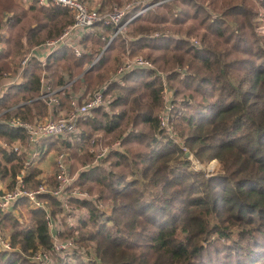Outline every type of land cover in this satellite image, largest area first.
<instances>
[{
    "label": "trees",
    "instance_id": "16d2710c",
    "mask_svg": "<svg viewBox=\"0 0 264 264\" xmlns=\"http://www.w3.org/2000/svg\"><path fill=\"white\" fill-rule=\"evenodd\" d=\"M177 1L182 4L179 14L165 2L142 13L115 37L114 26L106 27L105 33L100 27L88 32L85 46L90 41L92 45L83 57L63 48L47 60L52 85L66 81L58 72L62 66L71 80L82 72L74 83L89 92L107 81L124 53L145 55L157 70L165 71L174 89L173 124L182 138V143L175 142L160 125L165 83L158 72L135 69L123 83H110V109L98 108L79 121L82 132L75 137L72 156L83 148L80 163H92L95 153L88 152V142L100 133L104 144L120 140L122 145L105 158L108 168L102 164L79 173L75 184L98 197L72 198V206L86 209L88 218L81 217L76 228L65 221L61 234L74 238L82 250V244L93 245L94 256L85 259L77 250L56 264H264V37L257 31L264 0ZM5 9L13 10L14 16L6 18ZM68 12L59 6L27 10L13 0H0V35L3 28L9 30L7 46L0 52V87L5 71L13 66L9 57L19 56L18 63L24 59L22 39L33 47L59 36L73 21ZM188 20L193 23L184 27ZM169 21L179 24L169 27L178 36L152 35ZM184 32L199 36L202 45H194ZM103 49L100 61L85 71L84 65ZM178 66L189 73L184 76ZM43 73L42 62L32 60L23 81L0 95V113L26 100L30 102L17 109V117L33 120L46 115V104L34 100L41 94ZM26 137L23 128L0 123V179H8L10 188L24 169L27 153L17 155L2 143L11 145ZM66 140L44 138L39 147L46 153L61 145L74 148ZM183 143L205 164L219 160L221 170L207 176L193 169ZM77 168V162L72 164L71 174ZM42 172V167L28 169V187L38 185L35 179ZM41 198L54 206L53 214L62 207L50 194ZM102 204L110 214L101 210ZM27 214L22 222L13 212L0 211V230L4 236L11 233L18 249L0 251V264H36L31 255L51 249L45 210L30 209ZM89 225L92 230L85 229Z\"/></svg>",
    "mask_w": 264,
    "mask_h": 264
},
{
    "label": "built area",
    "instance_id": "2783aa9c",
    "mask_svg": "<svg viewBox=\"0 0 264 264\" xmlns=\"http://www.w3.org/2000/svg\"><path fill=\"white\" fill-rule=\"evenodd\" d=\"M169 0H133L126 2L123 6L114 5L115 7L111 11L105 10L102 12L98 8H91L87 4V0H22L23 4H34L39 7L43 6H59L65 8L71 12L73 15L72 23L66 27L63 32L53 39H49L44 43L38 44L35 47H29L30 49H25L23 60L19 67V72L16 76H10L5 74L4 81L0 87V95H3L5 90L15 84H20L23 81L20 80L22 77L23 71L26 69L28 64L34 60L39 59L44 66V73L42 78L41 94L35 98V101L42 100L46 106L48 113L46 115H38L35 117L34 122L28 121L26 119L17 117V109L20 106L29 103L30 101L20 103V105L12 106L6 110H3L0 113V123L7 122L13 127L23 128L26 132V144L22 143V140H17L13 144L8 145L7 143H2L3 146L11 147L17 155H22L27 153L24 163V169L16 177V184L13 188H6L5 190L0 189V211L1 212H13L15 213L17 209H20L23 202H28L29 206L33 209H44L48 225L52 233V246L49 250H43L36 255L32 256V261L36 264H53L54 257L57 255H65L62 258H68L74 256V254L79 250L82 256L87 259L84 252L76 245V240L74 238L64 239L62 238V233L64 231V225L62 221H59V215L54 217L52 215L48 201H45L44 198H41V195L50 194L53 197L57 198L61 202V208L68 213H74L75 211L71 209V199L78 197L81 199H90L88 197V192L84 191L82 188H79L75 184L76 178L79 175V172L82 170H88L90 167L80 169L75 175L71 174L70 164L65 159L66 154L60 151L56 159L57 167V185L56 188L51 190L48 187V184L43 180L40 186L36 189L28 188L26 176L28 174V169L30 167H37V161L42 153L39 148V142L44 138H56L61 137L64 139L74 140V135L81 133V128L78 123L82 119H88L91 117L93 112L98 108H104L109 110V105L113 101L109 95L107 96V88L112 82L123 83L125 75L128 72H131L135 69H152L158 72V75L164 80L165 83V109L161 113L160 125L163 126L165 131L167 130L172 139L175 142L179 143V140L176 139L174 132L169 129L170 123H173L174 117V92L170 93V90L167 88V74L165 72L159 71L156 69L154 63L147 57L142 56H131L128 51L124 56L123 63L121 67L116 72V75L112 76L110 80L107 81L103 86L95 89L85 91V88L82 89L81 94H76L73 91L74 82L78 78L71 80L70 77H67V80L59 87L55 88L52 86L50 79L48 78V68L47 60L48 58L57 50L63 48H69L74 52L75 56L83 57L87 52L85 46L84 37L88 32L93 31L96 27L105 29L108 26H114L116 28L113 37L119 33H124L128 24L134 21L142 13L149 10L157 8L159 5L168 2ZM112 37V38H113ZM6 36L5 32L2 31L0 35V52L3 48L6 47ZM26 44V43H25ZM196 44V43H195ZM199 46V44H196ZM106 49V48H105ZM103 49L100 53L96 54L94 63L100 61L103 52ZM60 72L63 73L62 69L59 68ZM64 75H67L63 73ZM63 92L68 94L70 103L69 109H64L59 93ZM33 101V100H31ZM9 110H14L11 118L3 117V114ZM169 130H168V129ZM181 142V140H180ZM182 143V142H181ZM184 144V143H183ZM120 143L117 142L114 145L108 147V149L101 150L99 153L95 149V163L99 164L101 159L105 158L109 152L113 149L119 148ZM184 148V147H183ZM185 149V148H184ZM186 150V149H185ZM67 161V162H66ZM1 181V179H0ZM70 193V201L67 204L65 200V195ZM26 202V203H27ZM68 224L73 227L74 223L69 221ZM74 247H76L74 249ZM18 250L15 248L11 241L8 238H5L0 231V251L1 252H13Z\"/></svg>",
    "mask_w": 264,
    "mask_h": 264
},
{
    "label": "rangeland",
    "instance_id": "374dc122",
    "mask_svg": "<svg viewBox=\"0 0 264 264\" xmlns=\"http://www.w3.org/2000/svg\"><path fill=\"white\" fill-rule=\"evenodd\" d=\"M130 1H133V0H112V2H110V4L108 5V6H110L109 8H106L105 10H107V11H111L115 6L114 5H120V6H123L124 4H126V2H130ZM13 2L16 4V5H20V6H23L22 5V0H13ZM168 2H170L171 3V5H172V7H173V11H174V14L176 15V13L177 14H179L180 12H181V3L179 2V1H177V0H169ZM208 4V3H207ZM25 8V7H24ZM105 10H103L102 12H105ZM70 14L72 15V13L70 12ZM263 14V12H261L260 14H259V23H260V25L258 26V28H257V31L262 35V37H264V15H262ZM3 15H5V17L7 18V17H9L10 15H13L14 16V11L12 10V11H9L8 9H5L4 10V14ZM33 16V15H32ZM31 16V14L29 15V17L31 18L32 17ZM72 20H73V15H72ZM193 22H192V20H188V23L184 26V27H188L189 25H191ZM180 24H182V23H180ZM176 25H179L178 23H174V22H172V21H169V22H164V23H161L160 24V27L156 30V31H154L153 32V34L152 35H154V36H156V37H158L159 35H166V36H168V35H174V36H178V34H176V33H174L169 27L171 26V27H174V26H176ZM198 32H200V33H203L204 32V28H199L198 29ZM176 34V35H175ZM182 35H184L185 36V38H187V39H190L191 41H192V43L194 44V45H196V44H199V45H202V40L200 39V37L199 36H197V35H189V34H186L185 32L184 33H181ZM112 39L113 38H111L108 42L109 43H111V41H112ZM47 40H49V39H45V41L44 42H46ZM43 42V43H44ZM196 43V44H195ZM6 46H7V42H6ZM31 48L32 46H30L29 45V43L28 44H26V49L28 50V49H30L29 47ZM108 46V44L106 45V47ZM33 47H35V46H33ZM105 46H104V48H106ZM87 49L89 50L90 49V45L87 47ZM125 54H127V52L126 53H124V56H125ZM129 55H131V56H142L141 54H135V55H133V54H129ZM124 56H123V59H122V62L118 65V67L116 68V70H114V71H112V72H110L111 74L109 75L110 77L107 79V81L108 80H110L111 78H112V76H114V75H116V72H117V70L119 69V67H121V65H122V63H123V60H124ZM144 57H146L145 55H143ZM148 58V57H147ZM149 59V58H148ZM9 60H10V63L12 64L13 63V66L11 65V69L10 70H7V71H5V74H8V75H10V76H16V74L19 72V67H20V65H21V62H19L18 63V61L20 60V58H19V56H16V55H14V56H11V57H9ZM91 65H90V67H92L93 65H95L96 63H94V60H93V62L92 63H90ZM59 68H61L62 69V71H64V69H63V67L62 66H59ZM179 71H183V75L185 76V75H187L189 72H185V70H186V68L185 67H182V66H178V68H177ZM24 72H25V70L23 71V73H22V77L20 78V80H22V79H24ZM165 72V71H164ZM5 74H4V76H5ZM76 75H77V77H74V78H80L83 74H82V72L81 73H76ZM107 81L106 82H104L102 85H98L96 88H93V89H91V90H95V89H97V88H99V87H101V86H103L104 84H106L107 83ZM74 85H75V83H74ZM167 88L170 90V93L172 92H174V89L169 85V82H168V80H167ZM109 95V97H111L112 99H114V97H113V95L111 94V93H108L107 94V96ZM174 98H175V96H174ZM23 102H26V100H21L20 101V103H23ZM66 103V102H65ZM111 104V103H110ZM15 105H20V104H15ZM15 105H13V106H15ZM67 105L66 104H64L63 105V108L64 109H69V107H66ZM110 107V106H109ZM174 107H175V105H174ZM4 110H6V109H4ZM9 113H11V114H13L15 111L14 110H9L8 111ZM8 112H6L7 114H8ZM2 113V112H1ZM7 114H3V117H6V115ZM34 119L35 118H33V120H28V121H31V122H34ZM81 128V127H80ZM168 129V128H167ZM169 129H171L173 132H174V135L176 136V139H178L179 140V142H180V140L182 139L181 138V135H180V133L178 132V129L175 127V124H173L172 122L170 123V126H169ZM168 129V130H169ZM81 132H82V129H81ZM166 134L170 137V138H172L171 137V135H170V133L166 130ZM77 135H74V137H72V138H74V140H70V144H72L73 146L75 145V142L77 141L76 139L77 138H75ZM105 135L103 134V136L101 135V133L100 134H97V135H94L92 138H91V140L88 142V144H89V147H88V152H95V151H92V149H95L96 150V152L97 153H99L101 150H105V149H108V147L109 146H111V145H114V144H116L117 142H119L120 143V140H115V141H113V142H110L108 145H107V143L106 144H104L105 142H104V139H103V137H104ZM100 139H99V138ZM66 141H68V140H66ZM22 143L23 144H26V140H24V141H22ZM181 143V142H180ZM121 143H120V145H119V148L121 147ZM182 147H184L185 149V152L186 151H190L191 152V150L185 145V144H182ZM75 149V146H74V148H72V147H69V146H67V145H61L60 147H56V149L54 148V149H52L51 151H49L48 153H46V151H47V149L45 148L44 150L42 149V153H41V155L39 156V157H41V158H39L38 160H36L37 162V168H39V167H42V169H43V172L40 174V176L39 177H37L35 180H37V181H39V183H38V185L37 186H34V187H28V185H27V187L28 188H32V189H36V188H38L39 186H40V184L43 182V180L48 184V187L51 189V190H53V189H55L56 187L55 186H53L54 184L53 183H56V180H55V177H56V175H57V170H56V159H57V156H58V154H59V152L60 151H62V152H64V154H66V156H65V159L69 162V164H70V171H71V167H72V164H74L75 162H77V165H78V168L75 170V173H77L80 169H83V168H86V167H90V168H92V167H95V166H103V165H106L105 166V168H108V164H105L104 163V160H105V158L108 156H106L105 158H103V159H101V162L99 163V164H101V165H99V164H96L95 166H92L94 163H95V161L93 160V162L92 163H87V164H85V165H82L81 163H80V158L81 157H83V155H84V153H85V150L83 149V148H78V151L79 152H77V155L75 156H72V151ZM87 152V151H86ZM46 153V154H45ZM192 153V152H191ZM43 154H45V156H43ZM42 156H43V158H42ZM191 160H192V162H193V169H195L196 171L197 170H199V171H202V172H204L207 176H211V175H213V174H215L216 172H219L220 170H221V168H222V164H221V162L219 161V160H217V159H215V161H213V162H211V163H208V164H205V163H203L201 160H199L198 158L196 159L195 157H194V154L192 153V158H191ZM66 161V162H67ZM103 164V165H102ZM83 171V170H82ZM82 171H80V172H82ZM46 173L47 175L45 176L43 173ZM79 172V173H80ZM75 173H74V175H75ZM1 181H4V180H1ZM6 182H7V188L8 189H10V187L8 186V184L10 183V181L8 180V179H6L5 180ZM79 187V186H78ZM80 188V187H79ZM84 190V189H83ZM84 191H86V190H84ZM86 192H88V191H86ZM70 193H68V195H65L64 197H65V200H66V202H67V204H69V201H70V199H71V197H70V195H69ZM89 194V196L88 197H91L92 199H93V197H95V198H97L98 196H97V194H91L90 192L88 193ZM57 199V198H56ZM58 200V199H57ZM45 201H48V205L50 206V209H51V211H53L54 210V206H52V204H50V202H49V200L48 199H45ZM70 206H71V209L72 210H74L75 212L74 213H66L65 212V210H63V209H61V208H59L58 209V211H56V213H52V215L54 216V217H57L56 215H59V221H62L63 222V225H64V231L66 230V224L68 223L67 221H68V217L70 218V220L69 221H72L73 223H74V225H73V227L74 228H76L78 225H79V221H81V217H85V218H88V216H86V212H87V210L86 209H82V208H80L77 204V208L75 209L73 206H72V204H69ZM100 208H101V210H103V212H105V214H110V208L109 207H107L106 205H104V204H102L101 206H100ZM30 209H33V208H31L30 206H29V204L28 205H24L22 208H20V209H17V211L14 213L16 216H19V218H21V220H22V222H23V220H25V218H26V216H25V214H27L28 213V210H30ZM82 211V212H81ZM83 212H84V214H83ZM109 212V213H108ZM27 216H28V214H27ZM67 220V221H66ZM65 221L67 222V223H65ZM71 226V225H70ZM86 230H92L93 229V226L92 225H89V226H87L86 228H85ZM9 230V229H8ZM1 231V230H0ZM63 231V232H64ZM78 229H76V230H74L73 232L75 233V232H77L78 233ZM2 233V232H1ZM4 235V234H3ZM11 235V233H9L8 232V235H6V236H4L5 238H8L10 241H11V243H12V245L15 247V245L13 244V241H12V236H10ZM81 244H82V242H80ZM76 245L79 247V242H76ZM82 246H83V250L81 249V251L82 252H84V254H85V256L87 257V259H90V260H92V256H94V253L92 252V250L94 251V247H93V245H90V246H85L84 244H82ZM76 247H74V249H75ZM44 250V248H41V249H39L38 251H36V252H34L31 256H33V255H36L37 253H39V252H41V251H43ZM87 250V251H86ZM30 256V257H31ZM66 256V254L65 255H62V257H65ZM61 256L60 255H57V256H55L54 257V261H53V264H56L55 262L57 261V259H59Z\"/></svg>",
    "mask_w": 264,
    "mask_h": 264
},
{
    "label": "crops",
    "instance_id": "0c3cea01",
    "mask_svg": "<svg viewBox=\"0 0 264 264\" xmlns=\"http://www.w3.org/2000/svg\"><path fill=\"white\" fill-rule=\"evenodd\" d=\"M110 2H112V0H87V4H89V6L91 7V8H98V9H100L101 11H103V10H105L106 8H109L110 6H108L109 4H110ZM22 5H23V7H25L27 10L29 9H31V8H33V7H35V5L34 4H23L22 3ZM69 13V12H68ZM70 14V13H69ZM99 30L102 32V33H105L106 32V28L105 29H103V28H99ZM2 31H4L5 32V36H6V38L9 36V30H8V28L7 27H5V28H3L2 29ZM111 34H112V32H111ZM111 34L109 35V36H111ZM112 37V36H111ZM22 40H24V42L26 43V44H28V40H27V38L26 37H24ZM107 40V38H104V41H106ZM91 46L92 45V41H90L89 43H88V45L87 46ZM90 65L91 64H89V65H87V64H85L84 65V69H85V71H87V70H89V68H90ZM58 72H60V70L58 69ZM49 70H48V77L50 76L49 75ZM63 73H65V74H67V75H64L65 76V78H66V80H67V77H70V75L67 73V72H65V71H63ZM62 72H60V74H63ZM75 77H77V75L75 76ZM50 79V78H49ZM50 81H51V79H50ZM65 82V81H64ZM51 84H52V81H51ZM63 84V83H62ZM62 84H58L57 83V80L54 82L53 81V87H54V89L55 88H59ZM84 88V85H82V86H77L76 85V83H75V85H74V88H73V91L76 93V94H81V91H82V89ZM59 97H60V99H61V102H62V105H64V104H66L67 106L66 107H69V103H70V99H69V96H68V94H66V93H63V92H61L60 91V93H59ZM66 102V103H65ZM47 141H49V140H47ZM41 142V141H40ZM40 142H39V145H40V147L42 146L41 144H40ZM47 144V143H46ZM39 147V148H40ZM43 149V148H42ZM42 151V150H41ZM41 158V157H40ZM45 176L47 175L45 172L43 173ZM7 188V182L6 181H0V189H3V190H5ZM24 206V205H23ZM23 206H21V208L23 207ZM26 206V205H25ZM26 215V214H25Z\"/></svg>",
    "mask_w": 264,
    "mask_h": 264
},
{
    "label": "water",
    "instance_id": "95a60500",
    "mask_svg": "<svg viewBox=\"0 0 264 264\" xmlns=\"http://www.w3.org/2000/svg\"><path fill=\"white\" fill-rule=\"evenodd\" d=\"M185 156L188 158V159H191L192 158V153L190 151H186L185 152Z\"/></svg>",
    "mask_w": 264,
    "mask_h": 264
}]
</instances>
